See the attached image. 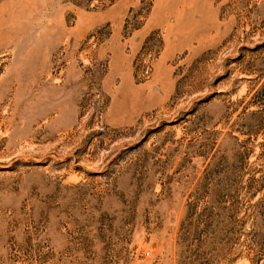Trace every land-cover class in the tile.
I'll list each match as a JSON object with an SVG mask.
<instances>
[{
	"label": "rangeland",
	"instance_id": "obj_1",
	"mask_svg": "<svg viewBox=\"0 0 264 264\" xmlns=\"http://www.w3.org/2000/svg\"><path fill=\"white\" fill-rule=\"evenodd\" d=\"M263 82L264 0H0V264H264Z\"/></svg>",
	"mask_w": 264,
	"mask_h": 264
},
{
	"label": "trees",
	"instance_id": "obj_2",
	"mask_svg": "<svg viewBox=\"0 0 264 264\" xmlns=\"http://www.w3.org/2000/svg\"><path fill=\"white\" fill-rule=\"evenodd\" d=\"M262 92H264V82H263L261 88L255 92L254 96H255V95H259V94L262 93ZM251 113H252L253 115H256L257 110H253ZM263 199H264V198H262L261 200H258L255 204L251 205V207L253 208V211H254L255 207H259V206L261 205V201H264ZM258 211H260V209H258ZM235 212H236V211H233V213H235ZM191 213H192V212H190L189 214H191ZM233 213H232L231 216H233ZM229 218H231V217H229ZM232 224H233V223H232V220H229V221H228V224H227V226L229 227V229H227V231H226V233L229 234V236L232 235V234H231V233H232V229L234 228V226H232ZM229 239H230V238H229Z\"/></svg>",
	"mask_w": 264,
	"mask_h": 264
}]
</instances>
